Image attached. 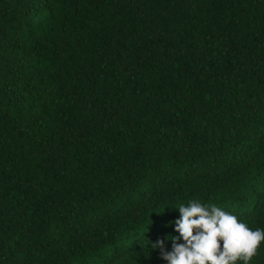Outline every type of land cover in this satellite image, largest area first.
Here are the masks:
<instances>
[{
    "label": "trees",
    "instance_id": "obj_1",
    "mask_svg": "<svg viewBox=\"0 0 264 264\" xmlns=\"http://www.w3.org/2000/svg\"><path fill=\"white\" fill-rule=\"evenodd\" d=\"M190 200L264 229V0H0V264H167Z\"/></svg>",
    "mask_w": 264,
    "mask_h": 264
},
{
    "label": "clouds",
    "instance_id": "obj_2",
    "mask_svg": "<svg viewBox=\"0 0 264 264\" xmlns=\"http://www.w3.org/2000/svg\"><path fill=\"white\" fill-rule=\"evenodd\" d=\"M175 208L180 213L175 221L179 236L167 238L172 250L165 249L163 240L152 244L167 264H250L264 243V229L250 228L215 204L190 200Z\"/></svg>",
    "mask_w": 264,
    "mask_h": 264
}]
</instances>
